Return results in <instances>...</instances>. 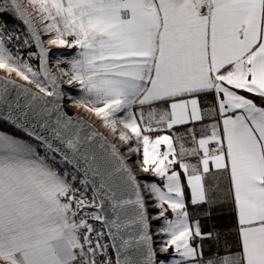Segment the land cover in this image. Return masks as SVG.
<instances>
[{"label":"snow or ice","instance_id":"6c2138e0","mask_svg":"<svg viewBox=\"0 0 264 264\" xmlns=\"http://www.w3.org/2000/svg\"><path fill=\"white\" fill-rule=\"evenodd\" d=\"M45 44L75 52L54 73ZM0 70L32 86L0 77V120L37 142L0 134V264H113L110 248L115 264H264V0H0ZM65 95L163 186L142 189ZM222 182L236 248L205 258L221 233L191 220L187 193L210 217ZM145 192L170 259L157 260Z\"/></svg>","mask_w":264,"mask_h":264},{"label":"crops","instance_id":"0c3cea01","mask_svg":"<svg viewBox=\"0 0 264 264\" xmlns=\"http://www.w3.org/2000/svg\"><path fill=\"white\" fill-rule=\"evenodd\" d=\"M34 23L37 25L38 29H40V27H41L40 23L38 21H35V20H34ZM41 34L43 36V39L46 41L48 39V37L45 36L43 33H41ZM45 45L51 50V64H53L54 61H56L57 59H70L71 56L75 52L74 49L56 48L54 46H49L47 44H45ZM60 66L65 68V69H67V67H68L67 64H61ZM64 79H66V78H64ZM63 85H64V90L66 92L71 93L73 96L79 95V93L76 90L77 89L76 85L70 86L66 83ZM65 97H66V99H68L67 95H65ZM206 99L211 100V97H208V98L201 97L202 102H204ZM69 107L72 108L78 114L82 115L84 118H86L92 124H94V122L96 120H98V118L94 114L87 112L84 108H77V107L74 108V106H70V104H69ZM117 127L119 128V126H117ZM221 128H222V125H221ZM0 134H4V133L0 132ZM168 134H170V133L167 131H162L159 133H152L151 136L153 139H155L156 135H168ZM4 135H7V134H4ZM8 136H10V135H8ZM11 137L13 139L23 141V142H27V143H30V144L35 146V144L29 142L28 140L13 137V136H11ZM133 145H134V142H133ZM160 150L161 151L166 150L165 146L161 145ZM130 158H132L133 160L134 159L136 160V156L134 154H131ZM140 159L142 161V149H141V153H140ZM137 168H138L139 173H140L138 175H139V177H142V180L144 181V183L145 182H149V183L155 182L159 186H161V187L163 186L160 178L155 177L149 173H144L142 170H140V167L138 165H137ZM187 195H188L187 206H188L189 212L191 214V220L195 221L198 219L200 221L201 229L203 232L213 231V232L221 233V244L219 245V247L216 245L215 241H204V249H203L204 257L207 258L208 256L212 255L216 251H220L221 253H223V251H224L223 241L224 240H227L230 245H231V242H230L231 240H235V241L237 240V232H236L237 218H236V214H235V210H234V203L232 201V198L228 194V184L226 182H222L221 193H220L221 202L218 203L213 208L212 214L210 217L203 215L202 209H198L196 207H193L190 203V192H188ZM150 201H151L150 206L152 207V204L154 203V201H152V200H150ZM151 209H153V211L155 212L154 214H156L158 212V210L155 209L154 207H152ZM169 218H171L170 213H169ZM165 239H166V237H165Z\"/></svg>","mask_w":264,"mask_h":264},{"label":"rangeland","instance_id":"374dc122","mask_svg":"<svg viewBox=\"0 0 264 264\" xmlns=\"http://www.w3.org/2000/svg\"><path fill=\"white\" fill-rule=\"evenodd\" d=\"M40 26V25H39ZM24 31H25V29H24ZM14 51V50H13ZM22 51V54H24L25 53V51L24 50H21ZM33 63V65L34 66H37V64H36V61H33L32 62ZM51 67H52V70H53V72L55 73V71H56V64H55V61H54V63L53 64H51ZM61 67V66H60ZM61 68H63V67H61ZM0 75H4V76H6V74L2 71V70H0ZM6 77H9V78H12V79H14V80H17V81H19V82H22V83H24L23 81H21L19 78H17V77H15V75L13 74V75H11V76H6ZM58 81H60L62 84H65L66 83V79H58ZM25 84V83H24ZM67 84V83H66ZM29 86H31V85H29ZM32 87V86H31ZM35 89V88H34ZM66 104L69 106V104H70V106H74L73 104H72V102L71 101H69L68 99H66ZM74 108H75V106H74ZM94 124H95V126L100 130V131H102L122 152H123V154L126 156V157H130L131 155L128 153V151H127V146L126 145H124V144H122L121 142H120V140H119V138H118V136H113V135H111V133H110V130L109 129H106L104 126H103V124H102V122L98 119V120H96L95 122H94ZM119 130H121V129H119L118 128V131ZM135 155V154H134ZM130 163H132V165H133V167H134V172L136 173V175L138 176V179H139V182H140V184H141V187H142V189H143V184H144V181L142 180V177H139V175L138 174H140L139 173V170H138V168H137V165L136 164H134L135 163V159L133 160L132 158L130 159ZM145 197H146V200H147V202L149 203V208L151 209L152 207L150 206V204H151V199H147V197H148V193L147 192H145ZM151 210H153V209H151ZM153 215V214H152ZM150 220H151V215H150ZM158 224H159V222L158 221H155V220H151V225H152V232H153V236H154V245H155V250H156V253H157V257H158V261H159V259H161V258H166V259H170L171 258V254H172V249H169V252L168 253H162L161 251H160V246H161V240H160V237H158L157 235H156V230H157V226H158ZM165 239V238H164ZM231 242V247H232V250L234 251L235 250V248H236V243H237V240L235 241V240H231L230 241Z\"/></svg>","mask_w":264,"mask_h":264},{"label":"water","instance_id":"95a60500","mask_svg":"<svg viewBox=\"0 0 264 264\" xmlns=\"http://www.w3.org/2000/svg\"><path fill=\"white\" fill-rule=\"evenodd\" d=\"M34 22V21H33ZM21 25H22V23H20ZM35 24V23H34ZM23 26V25H22ZM35 26H36V28L38 29V27H37V25L35 24ZM23 28H24V26H23ZM39 30V29H38ZM41 38L43 39V36H42V34H41ZM44 40V39H43ZM45 47H46V49L48 50V52H49V56H50V67H51V50L45 45ZM34 48V47H33ZM35 50V49H34ZM52 68V67H51ZM53 71V70H52ZM0 77H6V76H4V75H0ZM6 78H8V79H12V78H9V77H6ZM15 82L17 83V84H23L25 87H30L31 88V86H29V85H27V84H24V83H22V82H19V81H17V80H15ZM57 82H58V84L61 86V88L62 89H64V85L60 82V81H58L57 80ZM32 90L33 91H36V89H34V88H32ZM63 108H64V110H65V112H67L70 116H73V117H79V118H81L84 122H85V124L86 125H89L94 131H96L97 133H99L100 134V136H102L106 141H107V143L109 144V145H111V146H115L119 151H120V153H121V155L125 158V160L126 161H128V159L126 158V156L123 154V152L102 132V131H100L94 124H92L90 121H88L86 118H84L82 115H80V114H78L77 112H75L72 108H70L67 104H66V97H64V101H63ZM0 122L1 123H4V124H6L8 127H10V128H12V129H14L15 131H17V132H19V133H21V134H23L24 136H26V137H28V138H30L24 131H23V129H17L13 124H11V123H9V122H7V121H4V120H0ZM30 139H32V138H30ZM33 140V139H32ZM34 141V140H33ZM36 142V141H35ZM129 162V161H128ZM129 165H130V163H129ZM130 167H131V165H130ZM134 175L136 176V178H137V180H138V182H139V179H138V176L136 175V173L134 172ZM146 202H147V200H146ZM147 212L149 213V208L147 207ZM150 215V214H149ZM149 232H150V235H152L153 236V232H152V225H151V220H150V228H149ZM109 243H111L110 241H109ZM153 248H154V250H155V245H154V236H153ZM155 252H156V250H155ZM113 253V255H114V260L116 259V256H115V253L114 252H112ZM156 256H158L157 255V253H156ZM157 260H158V257H157Z\"/></svg>","mask_w":264,"mask_h":264},{"label":"trees","instance_id":"16d2710c","mask_svg":"<svg viewBox=\"0 0 264 264\" xmlns=\"http://www.w3.org/2000/svg\"><path fill=\"white\" fill-rule=\"evenodd\" d=\"M3 19L5 21H7L8 25L14 24L11 16H4ZM32 50L34 51V48ZM27 51L28 50H26L25 53L23 54L25 57L27 55ZM36 64L38 65V61H36ZM257 103H259V101H257ZM0 132H2L4 134H7V135H10V136H13V137H17V138H22V139L28 140L29 142H31V143H33L35 145L37 144V142L33 141L32 139L24 136L23 134L15 131L14 129L8 127L6 124L1 123V122H0ZM147 205H148V208H149V203L148 202H147ZM154 213L155 212L149 208V214L150 215H152V214L154 215Z\"/></svg>","mask_w":264,"mask_h":264},{"label":"built area","instance_id":"2783aa9c","mask_svg":"<svg viewBox=\"0 0 264 264\" xmlns=\"http://www.w3.org/2000/svg\"><path fill=\"white\" fill-rule=\"evenodd\" d=\"M7 27L8 28H15L19 33H23L24 32V28H23V26L20 24V23H14V24H10V25H8L7 24ZM9 47H11V45H9ZM13 50H15L14 48H13ZM22 50H27V49H22ZM37 151L42 155L43 154V150H42V148H37ZM127 159H128V161H129V163H130V157H126ZM130 165H131V167H133V165H132V163H130ZM134 168V167H133ZM89 196H90V193H89ZM90 223H93L96 227H97V229L99 230V228H100V224H99V222H96V221H89ZM103 243H108V244H110L109 243V240L107 239V235H105V239H104V241H103ZM109 255L111 256V258H112V261H113V264H115V260H114V255H113V253H112V251H111V248L109 249Z\"/></svg>","mask_w":264,"mask_h":264}]
</instances>
